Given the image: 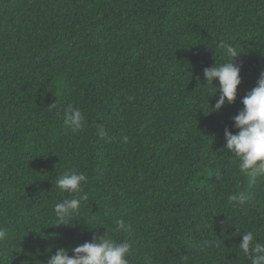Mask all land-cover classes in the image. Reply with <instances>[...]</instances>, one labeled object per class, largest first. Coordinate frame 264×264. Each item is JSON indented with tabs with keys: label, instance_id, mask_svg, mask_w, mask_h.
<instances>
[{
	"label": "trees",
	"instance_id": "trees-1",
	"mask_svg": "<svg viewBox=\"0 0 264 264\" xmlns=\"http://www.w3.org/2000/svg\"><path fill=\"white\" fill-rule=\"evenodd\" d=\"M221 42L241 84L209 113L219 82L204 69L230 59ZM262 71L264 0H0V264H46L106 233L132 245L130 264H250L239 243L252 231L264 244V177L240 172L224 131L238 133ZM69 170L87 183L57 224Z\"/></svg>",
	"mask_w": 264,
	"mask_h": 264
},
{
	"label": "clouds",
	"instance_id": "clouds-1",
	"mask_svg": "<svg viewBox=\"0 0 264 264\" xmlns=\"http://www.w3.org/2000/svg\"><path fill=\"white\" fill-rule=\"evenodd\" d=\"M217 47L223 49L230 59L218 66L204 69L207 84L214 85L213 82L216 80L219 82V98L214 107H209V113L219 111L226 102L233 104L237 98V88L241 84V66L233 62L239 53L227 42H221ZM241 102L243 109L233 117L234 127L238 129V133L233 134L225 128V148L238 158L241 173L252 179L264 177V71L260 74L257 86L249 91ZM57 108V103L49 107L50 110ZM62 117L63 124L73 133L81 131L86 123L83 113L71 105L63 109ZM107 135L108 133L101 127L99 136L104 138ZM86 183V175L77 170H69L58 176L56 179L58 189L73 195V198L64 199L54 205L57 224L67 225L72 222V216L80 206V199L76 197L83 191ZM229 201L235 202L234 207L237 204L243 206L247 197L237 193L231 195ZM121 227H123L122 222ZM7 239V230L0 228V243L6 242ZM239 251L250 261V264H264V244L256 240L252 231L242 235ZM72 253L70 256L68 250L59 248L50 256L46 264H130L129 257L133 254L129 242H117L107 233L99 238L94 236L92 241L75 247ZM23 264L28 262L25 261ZM146 264H151L150 258Z\"/></svg>",
	"mask_w": 264,
	"mask_h": 264
}]
</instances>
